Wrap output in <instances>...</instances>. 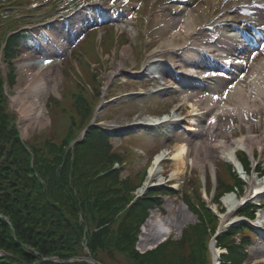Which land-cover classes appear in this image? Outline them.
Instances as JSON below:
<instances>
[{
  "label": "trees",
  "instance_id": "trees-1",
  "mask_svg": "<svg viewBox=\"0 0 264 264\" xmlns=\"http://www.w3.org/2000/svg\"><path fill=\"white\" fill-rule=\"evenodd\" d=\"M21 38L20 34L10 37L5 53L12 51ZM76 102L80 118L75 123L72 118L69 131L82 126L90 112L87 102ZM6 104L0 75V249L5 252L0 264H91L69 260L86 255L81 245L84 237L89 254L104 264L105 257H121L129 264H210L207 242L218 220L203 202L199 188L189 187L192 190L185 193L199 222L187 226L180 240L168 239L153 250L139 253L134 243L147 209L156 201V192L150 190L126 207L129 191L140 178L121 181L115 171L98 176L99 170L120 159L109 152L108 137H103L106 134L91 127L72 150L67 148L69 135L60 144L50 139L38 147L23 144L8 125ZM64 104L56 102L55 107ZM31 153L33 167L29 164ZM196 181L187 179L184 188L195 186ZM235 186L241 188V181L230 168L221 170L215 200ZM240 212L253 216L249 207ZM250 231L246 223H240L217 238V246L226 249L223 264H240L243 249L251 241ZM51 256L64 262L43 259Z\"/></svg>",
  "mask_w": 264,
  "mask_h": 264
},
{
  "label": "rangeland",
  "instance_id": "rangeland-1",
  "mask_svg": "<svg viewBox=\"0 0 264 264\" xmlns=\"http://www.w3.org/2000/svg\"><path fill=\"white\" fill-rule=\"evenodd\" d=\"M42 1L45 4L40 9H35L34 16H32V20H34L33 22H40V19L43 18V16H50L53 13H57V11L59 12L63 9H66V5L70 4L73 1H79L77 2L79 3L77 4V6H83L85 5V3L91 1L96 3L97 0H50L52 2L59 3L57 5V11L50 10L51 6H47L46 3L49 2V0ZM210 1L211 4L209 5V9L207 11L208 16H212L213 12L215 14L214 16L221 14L223 10V4H226L225 8L228 9L227 11H225L226 13L232 10L236 4V1L233 0H228V2H226V0ZM213 2L217 4L215 5L213 4ZM97 4L98 7L107 8L111 6V0H100L99 2H97ZM184 4L185 9L176 12L175 10L177 9V6L180 5L177 4V2L172 3L171 0H131L130 3L125 4V6L120 9L122 7L121 5L119 9H115L114 14L123 16V20H121L120 22L115 20L112 21L115 23L114 27H116L119 32H123V34H121L122 36L118 35L121 36L119 38H117L116 36L117 41L113 43L112 47L110 48L109 54H104L106 51L102 50L103 44H100L99 41L96 42L95 46V42H93L90 37L88 38V36H86V38L81 39L85 32L81 31L84 24L82 20H87L85 14L84 16L81 15V13H76V16H71V20L67 21L66 23L63 20H60V16L57 18L55 16L53 18L54 22H50L52 26L48 25L45 29V33L48 34L51 39H45L44 45H46V48L52 51V53H55L56 55L49 56L50 53L41 49V47L37 45L36 42H30V45H32V47H30V51L27 52L25 55V51L24 49H22L20 51L21 53L19 52V57L15 61L18 67H15V71L13 72L14 84L9 89V95L15 96L17 98L22 95L19 94L20 87H23L24 85L29 84L31 82L29 79L30 73L35 71L40 65L41 60L45 58H47L48 60L51 59V62L49 65H46V67H48L45 69V84H47V90L43 93V102L46 103L48 96L52 94L60 96V89H64L66 92L73 91V81L70 79V83H67V76H69L71 72H73V70H71L69 66L79 65V74L81 76L78 78L84 85H86L89 79V73L82 70V65H85L83 61L80 62L81 56L78 54V50L84 48L85 55H87V57L89 55H93L94 51L97 50L101 57L100 59L103 61L102 63H98L96 61H93L95 59L92 58H87L86 60L90 64L92 72H99L97 78L99 79L101 85H105V83L108 82L107 77L114 71V66L118 63V61L122 59H124L125 63V69L123 70V72L131 71L134 69L140 70L141 67L144 65V62L146 61V55L151 50V48L157 46L161 40L166 37H169L173 32L177 31L180 25H182L184 23V20L187 18V12L196 13L197 9L203 6V4H205V0H189ZM127 7L130 9H126ZM84 8L82 10L87 11ZM28 9L31 8H24L22 10L26 11ZM90 10L93 11V9ZM133 11L135 13L133 17L130 18L133 19V22L131 23V21H127L125 12L127 14H131ZM12 13L16 14L19 12L12 10ZM196 16L198 15L196 14ZM199 17L201 19L203 18L202 15H199ZM55 19H58V21H55ZM122 21L123 23H121ZM149 21L150 28L148 30L145 29L143 32L144 34L142 35V28H144L145 23H149ZM130 23L134 24L135 28L137 29V33L133 37H129V33L127 32V28H129ZM64 24L65 27H63ZM69 26H71V28H69ZM92 27L93 26L89 27L88 29ZM8 30L9 28L6 30V32ZM104 31L110 30L104 29ZM68 34H71L72 38L68 39ZM203 35L204 34H200L196 38H203ZM108 37H112L111 32L109 33L107 38ZM124 38L127 41H122ZM67 40H70L71 42ZM78 40L82 41L83 43L81 42L82 45L80 43L72 54V52H70V48L73 44L77 45ZM119 43H123V45L120 46ZM53 44L59 45V48L54 49ZM124 49H127L126 51L128 52V55L123 57L122 52ZM36 51H40V53H36ZM75 53L79 55V57L76 56ZM43 55L47 56L43 57ZM170 55L171 54L169 52H166L163 54V57L168 60L170 58ZM259 57L260 56L257 55L254 60L258 59ZM246 74L247 73L245 72L244 75ZM244 75L241 79L243 82L246 81ZM133 78L130 79V77L125 78V76H121L110 85L109 89H107L106 91L102 89V92H104V96H112V98L117 96L118 98L122 99V103H119L117 99L116 102H114L112 105H105L106 107H103L104 110L98 113L99 119H102L100 124L107 126L110 131L116 129V126L130 124L132 121H136L137 119L145 115L153 116L155 114H161L163 112L171 111L172 108H175L181 102V97L184 93H192L191 95L193 96V98H200L211 93L220 94L222 93V88L227 85V81H213L211 79L213 83L210 84V87L206 84V82H203V86L205 88H182L181 90H172L170 92L164 93L163 95H160L157 93H153L152 91L157 85L155 80L139 79V82H134L137 79L135 77ZM123 83H126L127 86H125L126 84ZM128 90L129 92L140 91L142 92V94L136 96H125L124 92L127 93L126 91ZM84 92H86V90H84ZM66 95L70 96L67 93ZM100 95H97V93H92L91 99L93 107H96L102 101V96ZM56 102L57 101L55 100H51L47 102L46 108L44 106V115L41 118V124H28L27 126H25L27 134L30 138V142L32 144L37 145L48 139L59 140L68 129L72 115L75 116L74 121H77L76 118H78V115L76 113V109H74V107L66 105V110L70 113V115H61L57 119L56 124H54L53 122V124L49 125L50 118L47 113V110L53 111L52 109L56 105ZM67 102H69L68 99ZM210 105L211 104H209V106L206 105L204 107L200 106L199 111H201V114L196 116V123L194 125H191L194 127V129L192 130L186 129V127L191 124L186 118L188 116L187 114L190 113L191 108H189L186 103H183L177 112L181 113L182 117L184 118L183 121L181 123L176 124V126H173L171 128H140L138 130L139 135L131 137L130 139L127 138L121 140L120 137L115 136L113 137V139L110 140L111 148L117 149V151L120 153L121 158L126 161V165L124 167L120 165L124 168L122 172L123 176L126 177L130 174L132 176L131 181H136L137 177L135 174H137L138 172V175L140 176V178H142V174L140 173V171H142L143 168H146L148 170L151 165L152 154H154L155 151H157L159 148L161 149L165 147L163 149L166 150L168 148H172L176 142L188 141L191 143L189 147V157L194 159L195 153L192 143L200 142L205 146V153L202 155V159L204 157L207 158L203 159L205 170L199 165H192L190 162H187L186 170H184L183 173H181L179 176H177V178H175L172 175L176 168V161L173 160L171 156H169L170 161H165L162 163L161 173L167 178L164 180V182L163 180H160L163 183L160 185V187L167 185L171 188H179V191L175 193H170L167 191L159 193L158 201V209L160 210L161 217L167 221H172L174 225L173 232L170 234V239H172L173 241L180 240L182 238L183 229H186L187 226L193 225L198 221L197 215H195L190 209H188V207L182 202L180 197L182 194L189 193L192 188L198 189L201 186V190L203 191L206 176L205 172L208 171L209 168H211L210 173L215 174V169L217 170L218 163L220 160H222V158H220V153L212 147L215 142L217 140H231L234 139V137H240L243 134L247 133L248 127L249 125H251L255 133L254 136L258 139H262V144L264 145V109H259L258 111L253 112L247 124L239 121V119L236 118L234 114H220L218 117V126L215 130H213L207 124V116L219 108ZM12 110L14 113L16 112L15 106L12 107ZM260 118H262V120L258 121L260 120ZM152 130L156 131L157 133L154 134ZM76 131L75 129L73 131L74 137L75 135H77V133H75ZM164 132H167V134L162 136L161 133ZM59 134L60 138H57L59 137ZM169 143H171L170 146ZM254 147L258 150H264L262 149L263 147H260L258 145H255ZM257 156V161L259 162L260 167L263 168L264 151L259 152ZM189 176L197 178L196 184L195 186L188 184L184 188V178L186 177L187 179ZM198 177L201 180V183L198 181ZM249 177L253 179L252 184H256L258 182L256 173L251 172L249 174ZM145 178L146 176H144V178L142 179ZM157 180L159 179H151L149 181V185L155 184L154 182ZM244 188L245 194L249 188L248 186H244ZM212 197L213 196H209L208 200L206 197L205 198L208 202V205L217 211L216 205L212 203ZM256 212L258 213H256L257 216H259V214L262 215V220L264 221V202L262 203L260 212ZM255 228L256 234L251 235L252 242L247 246V255L244 258V264H264V238L261 235L264 231H262L261 229H257V227ZM152 238V236H147L144 238L143 241H139L140 243H138L137 245L139 250L143 251L145 248L154 246L156 241H154ZM183 252H185L184 249ZM105 258L107 264H129L124 258L121 257H115L112 260L108 259L107 257ZM210 259L212 260V254H210Z\"/></svg>",
  "mask_w": 264,
  "mask_h": 264
},
{
  "label": "bare ground",
  "instance_id": "bare-ground-1",
  "mask_svg": "<svg viewBox=\"0 0 264 264\" xmlns=\"http://www.w3.org/2000/svg\"><path fill=\"white\" fill-rule=\"evenodd\" d=\"M254 3L258 4L257 1H254ZM180 8L181 7L178 9ZM202 8L203 7L198 8L197 12L201 13ZM193 14L196 13H190L189 17L185 19L183 25L178 31L173 32L169 37L161 40L160 43L147 54L148 59L146 60V64L149 67V72L153 70L155 73L159 72L163 74L159 83V89L165 91H168L169 89H177L179 88V85H184L181 84L182 82L188 85V80H190L188 77L190 78V76H200L202 77L201 79H206L203 78L205 77V74L202 72L203 70L200 69V71H197L199 67L206 66L208 68H212L214 71H210L208 77L214 78L223 77L224 73L221 71H226L228 74L232 68L237 69V67H250L251 70L247 76V80L244 83L240 82L239 79L233 81L227 89L228 95L223 93L216 98V94L214 93L200 99L207 102L206 104H203V107L206 105L209 106V104H211L210 106L219 107L220 110L218 111L239 113L242 118L246 117L257 109L264 108V56L253 63L246 62L244 57H239L238 53L240 52L239 50L241 47L240 37L233 33V31L232 33H230V31H225V28L230 26L227 23L223 26V30L219 31V33H216L215 30L214 33L209 34L210 43H208L207 40L205 42H196L191 38V35L196 32V28L188 25L193 22V19L196 18L193 17ZM226 16L227 18L225 17V19H229L228 15ZM128 31L132 35L136 34L135 28L133 27H130ZM226 32L228 34H225ZM189 48H191V54H189ZM199 48H203V50L211 56H216L218 61H213L211 65L207 64L205 60L203 62V60H201L197 54H195ZM184 49H186V53H188L186 54L187 56L183 55V53H185ZM126 50L127 49H124L122 52L123 57L128 55ZM166 50L175 51L178 54L177 59H172L170 64L172 67H175L177 64L176 67L181 68L177 72L179 75L176 77L178 78L174 77L175 82L167 79L169 77L168 69L159 68L158 62L160 59L155 58L158 53ZM242 59H244V61ZM41 63L42 64H40L35 71L30 73L29 79L31 82L27 84L22 90H20V93L24 94L17 98V102L20 104V121L23 125L41 124V118L44 115L43 93L47 90V84H45V69L48 66L46 67L47 63L44 64L43 61ZM185 63L187 64L185 65ZM124 66V59L118 61V63L114 66V73L124 69ZM189 97L190 94H185L182 96V100L184 102H188ZM200 99H197L193 104H188L191 106L193 111L191 115L198 114L199 111L197 109L199 107ZM178 116L179 114L170 116L164 120V122H167L166 124L170 125L175 124L179 119ZM189 122L191 124L189 127H187V129H194L191 125L195 123V118L190 117ZM252 132L253 130L249 129L248 134L246 135L243 134L242 136L231 140H217L212 147L218 151L221 157L226 161L232 162L235 166L241 168L235 157L236 150L239 148H244L251 152L254 145H262L261 139L253 136ZM190 144L191 143L188 141H180L174 145V147L171 149V152H169V149H166L157 153L154 156V159L148 170L146 176L147 181H150L153 178L162 180L159 164L167 153L170 154L172 159L177 163L172 175L175 178H177V176L186 170L187 162H190L193 165H199L201 168H203V159H207L205 157L202 159V155L205 153V146L200 142L192 143L195 153L193 159L189 157L188 153ZM247 181L250 182L251 179ZM157 183L160 182L157 181ZM223 202L227 206L228 211H231L235 204V200L230 196L225 197ZM260 224H262V222L259 218V223H257V225ZM173 228L174 225L172 221L163 219L158 211H152L145 222V225H143L140 241H143L147 236H152L154 241H159L162 238L170 235V233L173 232ZM214 254L216 255V252H214Z\"/></svg>",
  "mask_w": 264,
  "mask_h": 264
},
{
  "label": "water",
  "instance_id": "water-1",
  "mask_svg": "<svg viewBox=\"0 0 264 264\" xmlns=\"http://www.w3.org/2000/svg\"><path fill=\"white\" fill-rule=\"evenodd\" d=\"M93 261V263H95V264H100V263H98V262H96V261H94V260H92Z\"/></svg>",
  "mask_w": 264,
  "mask_h": 264
}]
</instances>
